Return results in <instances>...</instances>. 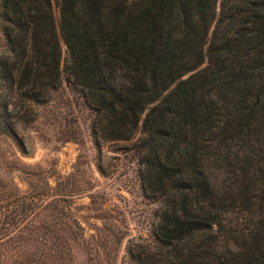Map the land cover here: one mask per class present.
<instances>
[{
  "label": "trees",
  "instance_id": "trees-1",
  "mask_svg": "<svg viewBox=\"0 0 264 264\" xmlns=\"http://www.w3.org/2000/svg\"><path fill=\"white\" fill-rule=\"evenodd\" d=\"M57 6L0 0V138L24 152L17 128L67 94L156 203L124 264H264V0ZM44 184L0 178V264H71L79 225Z\"/></svg>",
  "mask_w": 264,
  "mask_h": 264
},
{
  "label": "rangeland",
  "instance_id": "rangeland-1",
  "mask_svg": "<svg viewBox=\"0 0 264 264\" xmlns=\"http://www.w3.org/2000/svg\"><path fill=\"white\" fill-rule=\"evenodd\" d=\"M51 3L57 20V0ZM2 45L0 33V51ZM60 46L64 56L62 42ZM64 96L36 108L38 116L30 127L17 128L24 152L0 138V178L11 179L20 191L27 189V182L43 188L46 180L52 194L47 198L65 199L79 225L71 264H124L129 241L150 237L156 203L141 195L130 143L100 141L96 147L87 110L67 105L70 97ZM62 220L68 224L66 217Z\"/></svg>",
  "mask_w": 264,
  "mask_h": 264
}]
</instances>
